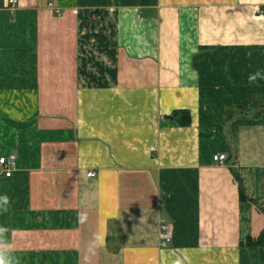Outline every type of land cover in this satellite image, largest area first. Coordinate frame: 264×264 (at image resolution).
<instances>
[{"label": "crops", "instance_id": "1", "mask_svg": "<svg viewBox=\"0 0 264 264\" xmlns=\"http://www.w3.org/2000/svg\"><path fill=\"white\" fill-rule=\"evenodd\" d=\"M11 152L0 264H264V0H0Z\"/></svg>", "mask_w": 264, "mask_h": 264}, {"label": "built area", "instance_id": "2", "mask_svg": "<svg viewBox=\"0 0 264 264\" xmlns=\"http://www.w3.org/2000/svg\"><path fill=\"white\" fill-rule=\"evenodd\" d=\"M11 3H15L17 0H9ZM213 158L216 161H225L227 158V154L223 152H218L213 154ZM16 162V154L14 152H11L7 155H0V163L2 166H0V173L5 172L7 175H10L13 165ZM12 165V166H10ZM90 174L94 173L93 171L89 172ZM162 227H166V223L164 222L162 224Z\"/></svg>", "mask_w": 264, "mask_h": 264}, {"label": "trees", "instance_id": "3", "mask_svg": "<svg viewBox=\"0 0 264 264\" xmlns=\"http://www.w3.org/2000/svg\"><path fill=\"white\" fill-rule=\"evenodd\" d=\"M173 115H174L175 119L178 120L181 124L190 123L191 116H190L189 112H187V111L181 112L179 110H176V111L173 112ZM247 242L248 243H259V244H262L263 243V239L262 238H260V239L257 238V240H253L250 237V238H248Z\"/></svg>", "mask_w": 264, "mask_h": 264}, {"label": "clouds", "instance_id": "4", "mask_svg": "<svg viewBox=\"0 0 264 264\" xmlns=\"http://www.w3.org/2000/svg\"><path fill=\"white\" fill-rule=\"evenodd\" d=\"M7 198L6 197H0V201L6 202Z\"/></svg>", "mask_w": 264, "mask_h": 264}]
</instances>
